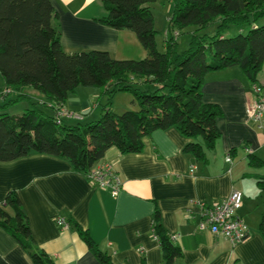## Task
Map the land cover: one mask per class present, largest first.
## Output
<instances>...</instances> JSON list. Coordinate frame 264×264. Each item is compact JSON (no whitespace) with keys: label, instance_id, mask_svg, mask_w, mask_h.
I'll return each mask as SVG.
<instances>
[{"label":"trees","instance_id":"16d2710c","mask_svg":"<svg viewBox=\"0 0 264 264\" xmlns=\"http://www.w3.org/2000/svg\"><path fill=\"white\" fill-rule=\"evenodd\" d=\"M100 1L107 13L99 21L116 30L131 31L146 58L115 60L101 51L68 53L60 45L58 15L50 0H0L4 88L10 94L31 87L45 107L34 104L20 115L0 114V162L48 155L67 161L74 172L87 179L108 149L115 147L121 155L140 154L144 138L173 128L190 140L184 153L206 164L220 137L216 120L221 111L203 102L204 78L212 71L238 67L251 85L259 83L264 62V25H259L264 18V0H170L169 36L162 52L156 47L154 17L148 6L153 0ZM212 26L214 34H205ZM231 26L237 27L239 34L227 37L225 32ZM189 27L195 29L188 48L179 52L178 37ZM80 87L98 89V98L105 99L99 119L68 125L62 118L58 124L57 112ZM1 93L0 89V98ZM117 93L131 94L138 111L115 114L111 105ZM24 97L18 95L0 108ZM229 154L232 157L233 150ZM248 166L260 169L264 161L250 154ZM255 184L264 200V175H256ZM65 220L100 264H113L87 230L71 218ZM0 227L22 247L32 264H54L33 240L15 191L8 192L0 203ZM150 232L158 243L162 264H187L181 247L163 226L157 204ZM256 233L264 240V214ZM141 264H146L145 259ZM234 264L242 263L235 260Z\"/></svg>","mask_w":264,"mask_h":264},{"label":"crops","instance_id":"0c3cea01","mask_svg":"<svg viewBox=\"0 0 264 264\" xmlns=\"http://www.w3.org/2000/svg\"><path fill=\"white\" fill-rule=\"evenodd\" d=\"M50 2L58 15L64 51L107 52L115 60L146 58L131 31L116 30L99 21L107 13L100 0ZM258 82L264 84V62ZM98 96L97 90L77 88L69 95L65 109L80 119L63 118V122L75 125L86 118L96 120L97 108L93 105L91 110L89 104ZM202 100L221 111L216 120L220 137L206 164L184 153L190 140L176 129L157 130L144 138L142 153L121 155L112 147L97 164L108 162L116 170L121 189L115 197L92 186L67 161L32 154L0 162V203L8 192L17 193L33 240L54 264H100L72 228L56 225L55 216L71 218L87 230L113 264H141L142 258L146 264H162L158 243L150 232L155 204L187 264H234L235 260L264 264V240L256 233L264 200L252 198L259 191L255 176L264 174L248 166L250 154L264 161V136L247 119L248 104L254 100L252 85L238 67L212 71L204 78ZM231 150L229 164L225 156ZM190 166L195 167L192 173ZM233 190L243 195L238 215L248 226L245 239L235 245L198 228L199 205L222 201ZM0 264H32L1 227Z\"/></svg>","mask_w":264,"mask_h":264},{"label":"built area","instance_id":"2783aa9c","mask_svg":"<svg viewBox=\"0 0 264 264\" xmlns=\"http://www.w3.org/2000/svg\"><path fill=\"white\" fill-rule=\"evenodd\" d=\"M252 90L254 100L248 104L247 119L248 121L264 136V84H253ZM9 93V90L2 91V98ZM57 123L62 118H78L74 113L69 112L64 107L57 112ZM225 161L232 163V157L229 152L225 156ZM195 167L190 166L189 172L192 173ZM88 182L101 190H108L112 197L117 196L121 189V181L111 163H103L95 167L87 176ZM243 195L238 190H233L229 197L222 201L211 204L201 203L199 205V223L200 230H209L214 236H222L232 245L242 242L247 233L248 226L238 215L242 206ZM54 222L62 229L69 228L65 218L55 216ZM175 238V237H174Z\"/></svg>","mask_w":264,"mask_h":264},{"label":"rangeland","instance_id":"374dc122","mask_svg":"<svg viewBox=\"0 0 264 264\" xmlns=\"http://www.w3.org/2000/svg\"><path fill=\"white\" fill-rule=\"evenodd\" d=\"M150 10L152 11V14L154 16L155 22H154V29L156 32L155 35V43L157 50L162 52L163 51V43L165 40V32L169 35L167 32V24L168 19L171 16L172 13V3L170 0H153L151 3L148 4ZM259 25H264V18L259 21ZM195 27H189L182 31L180 36L178 37L177 43L178 47L177 50L179 52L184 51L188 48V43L191 37V34L193 33ZM249 31V28L244 30L243 34L247 33ZM215 32V27H209L205 30V34L207 35H213ZM239 34L238 28L235 26H231L226 32L225 35L227 37H232ZM171 35V34H170ZM174 35V33H173ZM145 88V87H144ZM143 88V89H144ZM0 89L4 92V83L2 80V77L0 76ZM81 90H97L95 88H78ZM18 95H25L26 97L22 98L19 101H14L13 103H10L6 106V108H0V114L1 113H7L9 115H20L23 113L25 109L32 108L35 104L36 107L45 110V107L42 103L43 99L40 97V95L34 91L31 87H22L19 91H12L10 94L6 95L3 98H0V107L9 102L10 100H15ZM82 100V98H81ZM133 97L129 93H117L113 99L111 110L117 114L120 115L126 111H138V106L136 103H132ZM105 103V99H99L93 98L90 100V108L91 110L96 107L97 113L100 117L101 108ZM8 104V103H7ZM94 105V107H93ZM87 115L85 116V118ZM99 117L97 119H99ZM89 122L87 118L84 119L81 123ZM256 173H263L264 174V168L259 169L255 171ZM256 190H254L255 192ZM257 194L252 195V198H263L261 193L259 191H256Z\"/></svg>","mask_w":264,"mask_h":264}]
</instances>
